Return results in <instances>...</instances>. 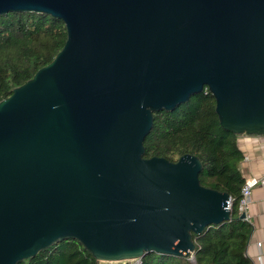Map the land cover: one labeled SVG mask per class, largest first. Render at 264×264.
I'll use <instances>...</instances> for the list:
<instances>
[{"label":"water","instance_id":"1","mask_svg":"<svg viewBox=\"0 0 264 264\" xmlns=\"http://www.w3.org/2000/svg\"><path fill=\"white\" fill-rule=\"evenodd\" d=\"M28 11L67 39L0 101V264L66 238L101 262L190 257L231 196L201 184L199 157L144 142L205 87L224 129L264 135V0H0Z\"/></svg>","mask_w":264,"mask_h":264},{"label":"trees","instance_id":"2","mask_svg":"<svg viewBox=\"0 0 264 264\" xmlns=\"http://www.w3.org/2000/svg\"><path fill=\"white\" fill-rule=\"evenodd\" d=\"M66 39L64 21L50 14L28 11L0 15V101L50 63ZM239 136L221 126L216 100L208 89L172 111L154 113L153 128L144 142L145 156L171 161L183 154L199 157L201 184L231 196V216L208 225L200 234L193 233L196 249L190 257L153 252L141 258L142 264H251L246 248L252 225L238 210L245 183ZM101 263L80 241L66 238L18 264Z\"/></svg>","mask_w":264,"mask_h":264},{"label":"crops","instance_id":"3","mask_svg":"<svg viewBox=\"0 0 264 264\" xmlns=\"http://www.w3.org/2000/svg\"><path fill=\"white\" fill-rule=\"evenodd\" d=\"M239 144L244 158L241 161V171L245 180L264 174V135L239 136ZM247 213L252 225V233L247 244L246 254L251 264H264V187L253 189ZM262 242V246H259Z\"/></svg>","mask_w":264,"mask_h":264},{"label":"built area","instance_id":"4","mask_svg":"<svg viewBox=\"0 0 264 264\" xmlns=\"http://www.w3.org/2000/svg\"><path fill=\"white\" fill-rule=\"evenodd\" d=\"M205 89H208V88L205 87ZM258 185L264 187V174L261 176H253V177L246 179L245 183L243 184L242 189H241L242 197H241L239 204H238V210H239L240 214H243V213L245 214L244 219L247 221H249V219H250L247 211H248V207L250 204L252 192H253V189ZM229 207L231 208V201L229 203ZM259 246H262V242H259ZM133 260H134V262H132V263L127 262L130 260H123V261H108L106 264H120L122 262H124L123 264H128V263H130V264H142L141 258L133 259ZM254 264H258V263H254Z\"/></svg>","mask_w":264,"mask_h":264},{"label":"rangeland","instance_id":"5","mask_svg":"<svg viewBox=\"0 0 264 264\" xmlns=\"http://www.w3.org/2000/svg\"><path fill=\"white\" fill-rule=\"evenodd\" d=\"M127 262H134V260L133 259H130V261H127ZM107 262H102L101 264H106ZM124 262H122V263H120V264H123ZM128 264H130V263H128Z\"/></svg>","mask_w":264,"mask_h":264}]
</instances>
